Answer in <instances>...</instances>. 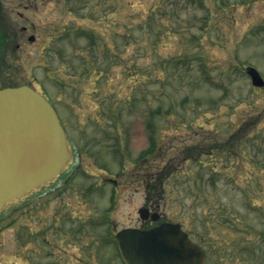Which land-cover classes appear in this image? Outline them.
Wrapping results in <instances>:
<instances>
[{
	"label": "rangeland",
	"instance_id": "1",
	"mask_svg": "<svg viewBox=\"0 0 264 264\" xmlns=\"http://www.w3.org/2000/svg\"><path fill=\"white\" fill-rule=\"evenodd\" d=\"M1 1L0 88L46 93L89 175L3 210L0 264H123L112 226H139L153 174L207 264H264V90L241 69L264 71V0Z\"/></svg>",
	"mask_w": 264,
	"mask_h": 264
},
{
	"label": "water",
	"instance_id": "2",
	"mask_svg": "<svg viewBox=\"0 0 264 264\" xmlns=\"http://www.w3.org/2000/svg\"><path fill=\"white\" fill-rule=\"evenodd\" d=\"M71 159L65 131L44 96L29 86L0 89V209L54 181ZM117 239L126 264H205L203 250L179 224L125 229Z\"/></svg>",
	"mask_w": 264,
	"mask_h": 264
},
{
	"label": "trees",
	"instance_id": "3",
	"mask_svg": "<svg viewBox=\"0 0 264 264\" xmlns=\"http://www.w3.org/2000/svg\"><path fill=\"white\" fill-rule=\"evenodd\" d=\"M8 23H10V20L7 16V11L4 9V4L0 0V59L3 56L4 50H8V48L11 45V40H12V34L8 30ZM225 145H220L216 146L215 148H224ZM163 175V177H161ZM159 175V180L163 181V178L166 177L167 175L164 176V174ZM159 183V181H158ZM158 190V187L155 185L154 189L152 191Z\"/></svg>",
	"mask_w": 264,
	"mask_h": 264
},
{
	"label": "flooded vegetation",
	"instance_id": "4",
	"mask_svg": "<svg viewBox=\"0 0 264 264\" xmlns=\"http://www.w3.org/2000/svg\"><path fill=\"white\" fill-rule=\"evenodd\" d=\"M24 32L26 31V29H24L23 30ZM246 73H247V75H249V72H248V69L246 70ZM263 74V73H262ZM261 74V76H263ZM250 77V76H249ZM263 78H264V76H263ZM258 90H260V91H262V90H264V87H258L257 88ZM149 187V186H148ZM58 188V187H57ZM53 190L54 189H56L55 187L54 188H52ZM146 207H148V208H150L151 210H152V208H154V206H153V204H152V202H151V200L149 199L148 201H147V206ZM138 226V225H137ZM139 227L141 228V229H150V228H152L151 227V223L149 222V221H147V222H139ZM189 234V233H188ZM193 240V239H192Z\"/></svg>",
	"mask_w": 264,
	"mask_h": 264
}]
</instances>
